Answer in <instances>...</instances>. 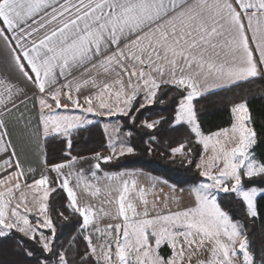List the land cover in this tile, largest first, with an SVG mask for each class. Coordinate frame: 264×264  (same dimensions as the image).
Listing matches in <instances>:
<instances>
[{"label": "snow or ice", "instance_id": "1", "mask_svg": "<svg viewBox=\"0 0 264 264\" xmlns=\"http://www.w3.org/2000/svg\"><path fill=\"white\" fill-rule=\"evenodd\" d=\"M257 83L264 0H0V264H264ZM217 89L241 93L206 130ZM137 137L195 171L188 203L112 170Z\"/></svg>", "mask_w": 264, "mask_h": 264}, {"label": "trees", "instance_id": "2", "mask_svg": "<svg viewBox=\"0 0 264 264\" xmlns=\"http://www.w3.org/2000/svg\"><path fill=\"white\" fill-rule=\"evenodd\" d=\"M241 93L240 89H223L208 96L199 105L203 127L206 130L215 131L219 127H227L230 120L228 101L238 97L233 92ZM250 108L256 120L258 132H264V83H257L252 87V94L249 95ZM84 139L87 145H81L88 149L97 148L101 142L100 126L92 136L85 134ZM137 152L135 155L126 156L112 164V170H143L154 175L161 176L177 187H192L198 182L194 170H185L178 165H173L163 149H157L149 154L144 150L139 138L135 139ZM264 151V148L261 149ZM231 206V205H229Z\"/></svg>", "mask_w": 264, "mask_h": 264}, {"label": "crops", "instance_id": "3", "mask_svg": "<svg viewBox=\"0 0 264 264\" xmlns=\"http://www.w3.org/2000/svg\"><path fill=\"white\" fill-rule=\"evenodd\" d=\"M220 90H223V89H217L216 91H220ZM89 117L92 119L93 116L89 115ZM139 171H142V172H145V173H150V172L143 171V170H139ZM151 174H152V173H151ZM152 175H153V176H157V175H154V174H152ZM169 183H170V182H169ZM170 184H171V183H170ZM177 188H181V187H177ZM190 188H191V187H185V188H183V189H185V193H184V201H183L185 204L188 203V202L192 199V195H191L190 192H189V189H190ZM164 190H165V191H168V188L165 187ZM172 207L175 208L176 205L173 204Z\"/></svg>", "mask_w": 264, "mask_h": 264}, {"label": "rangeland", "instance_id": "4", "mask_svg": "<svg viewBox=\"0 0 264 264\" xmlns=\"http://www.w3.org/2000/svg\"><path fill=\"white\" fill-rule=\"evenodd\" d=\"M90 118V117H89ZM91 119V118H90ZM92 119L94 120H99V126H100V129H102L103 127V124L107 122V120L105 118H97V117H92Z\"/></svg>", "mask_w": 264, "mask_h": 264}]
</instances>
